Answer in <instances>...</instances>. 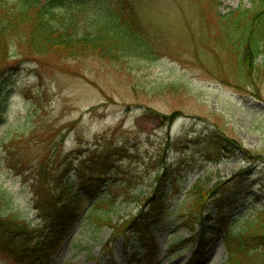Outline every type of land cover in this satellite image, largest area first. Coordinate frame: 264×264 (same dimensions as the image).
Here are the masks:
<instances>
[{
  "label": "rangeland",
  "instance_id": "rangeland-1",
  "mask_svg": "<svg viewBox=\"0 0 264 264\" xmlns=\"http://www.w3.org/2000/svg\"><path fill=\"white\" fill-rule=\"evenodd\" d=\"M120 1L65 0L81 35L97 24L96 9ZM137 1L134 16L157 42L153 58L73 59L22 48L0 62L1 207L37 231L39 251L24 264H222L229 257L223 233L264 218V82L251 84L213 43L220 16L251 9L253 0H134L124 14ZM259 62L264 68V50ZM13 160L22 161L21 173ZM45 164L59 180L69 168L64 179L81 194L70 219L36 209ZM162 175L166 196L155 198L151 185ZM109 186L114 224L138 212L132 196L151 198L141 233L113 242L112 228L90 224L88 193L106 196ZM193 189L216 191L191 218ZM0 264L9 263L0 255Z\"/></svg>",
  "mask_w": 264,
  "mask_h": 264
},
{
  "label": "trees",
  "instance_id": "trees-1",
  "mask_svg": "<svg viewBox=\"0 0 264 264\" xmlns=\"http://www.w3.org/2000/svg\"><path fill=\"white\" fill-rule=\"evenodd\" d=\"M127 1L134 2L122 0L116 7L107 5L99 11L96 9L92 16L97 17V24L88 33L81 35L83 31H80L77 14L65 0H0V62L8 59L9 51L22 48L31 54H58L73 59L98 57L119 61L127 56L153 58L157 55V42L144 32L146 27L134 16V9L140 7L138 1L133 11L124 14L123 5ZM252 3L251 9L220 16V35L213 43L220 47L219 54L228 53L235 57L234 64L244 71L245 78L251 84L257 85L258 82H264V68L259 62L264 50V0H253ZM4 77L6 75H0V104L4 103L1 98L6 84ZM11 163L12 168L21 173L22 161L13 160ZM68 170L65 168L61 171L64 178ZM58 174L56 170L49 169L48 164L41 168L34 186L35 206L41 215L65 221L72 218L71 215L74 216L75 211H72L71 205L81 202V194L66 178L59 180ZM151 186L155 198L166 196L165 175L156 177ZM113 189L114 186H109L106 196L102 197H99L100 192L95 189L89 191L95 204L86 214L94 228H112L111 241L115 242L126 237L130 230L142 232V226L149 220L144 214L151 198L147 200L145 193L132 196L134 201H138V212L131 215V219L114 224L110 210L115 206L117 196ZM126 189L125 194L123 189L116 190L119 196L120 193L130 195ZM215 191L192 190L197 199L189 205L191 218L197 215L195 212H203L204 205ZM3 198L4 193L0 190V255L9 264L28 263L39 251L33 245L37 231L21 216L4 210L1 207ZM99 210H102L101 213ZM54 235L55 238L58 236L57 233ZM223 235L229 257L222 264H264V250L261 247L264 242V218L237 234L224 232ZM205 242V238L199 240L200 245ZM110 254L113 255L112 251Z\"/></svg>",
  "mask_w": 264,
  "mask_h": 264
}]
</instances>
